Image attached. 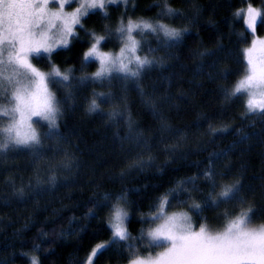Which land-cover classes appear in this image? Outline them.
<instances>
[{"label": "trees", "instance_id": "16d2710c", "mask_svg": "<svg viewBox=\"0 0 264 264\" xmlns=\"http://www.w3.org/2000/svg\"><path fill=\"white\" fill-rule=\"evenodd\" d=\"M134 2L135 10L130 2L127 15L158 19L160 9L154 6L162 0ZM169 3L185 18L161 22L187 29L182 44L164 49L156 37L147 36L155 51L145 48L144 54L158 63L138 81L74 88L73 98L63 105L59 134L43 140L39 157L25 148L0 156V264H29L23 253L38 256L41 264H80L92 248L110 238L105 193H127L129 230L138 236L145 227L141 213L148 215L157 197L178 180L200 176L210 161L218 172L241 178L242 196L254 209L257 225L264 223V117L246 115L243 101L226 99L223 93L240 78L244 68L240 50L252 39L243 18L234 13L249 3L264 8V0ZM108 12L109 19L90 15L83 21L85 29L98 34H105L106 27L114 30L125 8L112 6ZM77 32L80 39L69 49L58 50L53 61L62 69H73L76 77L91 75L95 64L81 71L90 38L79 28ZM241 33L248 44L239 42ZM256 35L264 37L259 24ZM118 49L115 40L103 48ZM38 66L47 71L46 64ZM93 92L110 94L112 102L89 112ZM57 96L63 98V92L57 91ZM112 111L120 115L109 116ZM37 127L42 134L47 132L46 122ZM52 167L57 169L54 185L48 182ZM199 186L206 191L202 179ZM21 188L23 196L17 195ZM225 208L240 210L236 204ZM225 208L204 216L218 227ZM35 246L41 251L34 252ZM126 257V249L116 247L99 257V264H127Z\"/></svg>", "mask_w": 264, "mask_h": 264}, {"label": "snow or ice", "instance_id": "6c2138e0", "mask_svg": "<svg viewBox=\"0 0 264 264\" xmlns=\"http://www.w3.org/2000/svg\"><path fill=\"white\" fill-rule=\"evenodd\" d=\"M130 2L135 10L134 0H0V156L25 148L39 157L43 140L59 134L63 105L73 98L74 88L138 81L158 63L155 57L144 54L145 48L149 53L155 51L147 36L156 37L164 49L183 43L187 29L161 22L164 18H185L169 0L154 6L160 9L154 21L127 15ZM112 6L125 8L114 30L106 27L105 34H98L85 29L83 21L90 15L109 19L108 8ZM192 6L198 13V6ZM234 15L243 18L245 31L252 39L248 44L247 36L240 34L239 42L248 44L240 50L243 72L223 93L226 99L243 101L246 115L264 117V38L256 35L258 24L264 28V8L249 3ZM77 28L90 38L82 53L81 71L91 64L97 66L91 75L80 77L73 75V69H62L53 61V56L60 54L58 50L69 49L73 40L80 39ZM113 40L119 45L118 51H104ZM40 64H46L47 71ZM223 75L227 78L229 73ZM57 91L63 92V98L57 96ZM111 102L110 94L93 92L88 111L97 112L100 103ZM117 115L120 113L116 111L109 113ZM41 122L47 127L43 134L37 127ZM213 165L210 161L200 176L178 180L174 188L158 196L149 214L141 213L145 227L138 236L129 230L132 216L127 193H105L103 207L109 212L110 238L92 248L80 264H99V257L116 247L126 249L127 264H264V223L257 225L254 209L242 196L241 178L218 172ZM49 171L48 182L54 185L57 169ZM201 179L206 191L199 186ZM17 195L23 196L24 190L19 189ZM231 204L240 210L228 211L225 206ZM222 208L221 224L213 226L204 213ZM33 251L41 249L35 246ZM22 255L28 257L29 264H41L36 255Z\"/></svg>", "mask_w": 264, "mask_h": 264}, {"label": "rangeland", "instance_id": "374dc122", "mask_svg": "<svg viewBox=\"0 0 264 264\" xmlns=\"http://www.w3.org/2000/svg\"><path fill=\"white\" fill-rule=\"evenodd\" d=\"M66 10L67 11H71V10H73V9H71V8H66ZM138 38V37H137ZM264 38V37H263ZM139 39V38H138ZM118 51V50H117ZM110 52H115V51H110Z\"/></svg>", "mask_w": 264, "mask_h": 264}]
</instances>
